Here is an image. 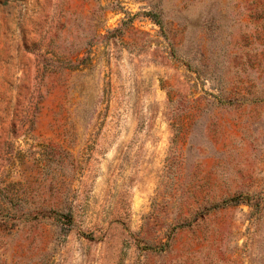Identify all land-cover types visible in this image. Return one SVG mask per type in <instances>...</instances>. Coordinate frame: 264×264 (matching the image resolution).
<instances>
[{"label": "rangeland", "instance_id": "1", "mask_svg": "<svg viewBox=\"0 0 264 264\" xmlns=\"http://www.w3.org/2000/svg\"><path fill=\"white\" fill-rule=\"evenodd\" d=\"M0 264H264V0H0Z\"/></svg>", "mask_w": 264, "mask_h": 264}]
</instances>
